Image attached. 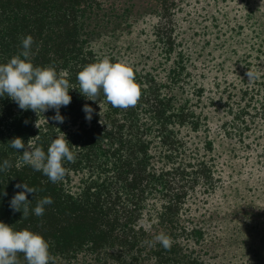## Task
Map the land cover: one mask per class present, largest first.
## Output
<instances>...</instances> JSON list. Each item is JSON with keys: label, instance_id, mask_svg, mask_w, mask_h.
Segmentation results:
<instances>
[{"label": "trees", "instance_id": "1", "mask_svg": "<svg viewBox=\"0 0 264 264\" xmlns=\"http://www.w3.org/2000/svg\"><path fill=\"white\" fill-rule=\"evenodd\" d=\"M214 34H231L242 65L231 83L215 76L205 90L206 74L195 80L204 50L218 65V56L237 54L226 39L215 55ZM27 35L32 63L63 74L71 101L60 107L59 123L54 109L21 110L0 97V161L12 165L0 172V221L41 234L49 264H264V0H0V64L22 51ZM103 58L132 68L140 89L135 105L113 107L102 92L95 101L79 92L77 72ZM210 90L216 93L207 96ZM229 116L236 130L247 131L243 139L255 137L244 145L254 173L236 181H256L239 194L223 177L234 167L219 161L206 131L208 117ZM198 130L204 138L189 148ZM61 132L75 155L63 161L65 175L55 183L9 145L21 137L47 152ZM23 182L36 190L26 193L27 216L9 206L22 190L14 185ZM218 189L223 199L209 203ZM44 196L52 203L36 216L32 209ZM159 233L171 238L170 248L154 240ZM17 264H26L23 253Z\"/></svg>", "mask_w": 264, "mask_h": 264}, {"label": "clouds", "instance_id": "2", "mask_svg": "<svg viewBox=\"0 0 264 264\" xmlns=\"http://www.w3.org/2000/svg\"><path fill=\"white\" fill-rule=\"evenodd\" d=\"M31 45V35L23 37L22 51L12 56L6 63L0 64V97L7 96L21 110L44 112L47 109H54L55 115L51 119L63 123L64 117L59 109L71 101L69 81L63 78V74H58L54 67L34 66L30 59ZM247 76L249 80L253 78L250 72H247ZM76 79L82 95L94 100L98 92H102L104 99L113 107L133 106L140 96L132 68L124 62H113L109 58L84 65L77 72ZM82 110L85 119L90 120L91 106L86 104ZM9 145L16 150L23 149L18 160L33 170L42 172L53 183L65 175L63 161L72 162L75 155L70 150L69 141L63 132L51 140L47 152L39 146L33 147L30 140L26 146L21 137L11 139ZM11 166L8 159H3L0 161V172ZM14 187L22 190L12 196L9 206L14 212L21 211L23 216H27L30 200L26 198V193H34L36 190L24 182ZM51 203V197H42L32 209L33 214L43 215L44 206ZM154 240L164 249L171 246V238L164 233L157 234ZM17 253H23L26 264H49V244L41 234L29 229L15 230L10 224L0 221V264H17Z\"/></svg>", "mask_w": 264, "mask_h": 264}, {"label": "rangeland", "instance_id": "3", "mask_svg": "<svg viewBox=\"0 0 264 264\" xmlns=\"http://www.w3.org/2000/svg\"><path fill=\"white\" fill-rule=\"evenodd\" d=\"M230 8L228 9H224V12L229 11ZM211 27V25H210ZM230 36L231 34H226L225 37H221V35H216L214 34L211 40V45L210 48L211 50H213V52L216 50V46L219 45V41L222 42H226L227 39V43H226V47L228 48V50L230 52H233L232 49L233 47H235L237 49V54H232L229 53L227 55V58L224 60L221 57L218 56L217 61L219 63V65L217 64L216 61L213 60H209V54L207 53L206 50H204V54L200 55V59L196 60V77L195 80L198 83L199 82V75H202L201 73H205L206 76L202 75L203 78H206V85H205V90L210 88V84L208 83L210 81V79L213 77L215 79V76H218V78L221 81H226L228 80L229 83H231V79H233L236 75L237 69H241L240 66L242 65L241 62H235V60L240 57L241 53H242V47L240 46V44L236 41V40H230ZM215 40H217L215 42ZM198 44L200 45L201 43L199 41H197ZM204 42V40H203ZM231 43V44H230ZM206 49H209V46H206ZM219 52L215 51L214 54L218 55ZM202 59L204 61V63L202 62ZM203 63V64H202ZM202 64V65H201ZM206 66V67H205ZM219 66V67H218ZM198 72L200 74H198ZM225 77H227L228 79H225ZM217 80V79H216ZM195 82V81H194ZM198 85V84H197ZM213 93H216L214 90L212 91ZM211 90L210 92L207 94V96L211 95ZM209 100L206 99L203 104L204 106L206 105V111L207 110H211L212 107L209 106ZM215 106V105H213ZM217 106V105H216ZM230 116L229 117H213V118H209L208 117V123H207V127L206 131L209 132V136L210 138H212L213 142L215 143V154L218 155L220 154L221 157L219 158V161L224 162L226 164H231L234 167V173H230L229 169H226L223 171V177L224 180H226L225 184L229 187L230 185H237L239 190H236L233 193L235 194H239L242 192L241 189H243L244 187H247L249 185H252L255 183L256 179L253 178L252 176L250 177L248 183H244L241 182L239 179L236 181V175L239 174V177H245L248 175H252L254 173V169L252 167V164L250 162H245L248 157H251V155L249 154H245L248 153L249 151L245 149L244 145L246 142H254L255 141V137H245V139H243V136H245L247 134V131L245 132H241V128H240V132L239 130H236V122L230 120ZM240 124H242L239 121ZM260 126L256 127L257 130H255V132L253 133V135H258L259 134V128ZM205 129V128H204ZM264 128L261 129L260 132H263ZM203 131L198 130L196 133H194L192 135L191 138V142L189 143V148L191 146H194V144L192 142H195L196 140H203L204 138V133H202ZM235 133V134H234ZM197 134V135H196ZM239 138L241 140H244L242 142V145L239 146ZM261 140H263V138H261ZM257 143V142H256ZM192 148V147H191ZM225 159V160H224ZM264 161V158H262ZM240 166L242 168H240ZM231 175V177L229 178V176ZM239 182V183H238ZM224 185V182H221ZM242 186V187H241ZM253 187H257V186H253ZM226 188V186H225ZM227 190V188H226ZM223 195H224V190L223 189H218L217 190V194L214 197H209V203L211 202L210 199H223ZM261 193L260 190L255 191L254 194V199L255 197H260ZM248 200H252V199H248ZM253 201V200H252ZM212 204H214L213 202H211ZM241 203V202H240ZM240 205H244V204H240Z\"/></svg>", "mask_w": 264, "mask_h": 264}]
</instances>
